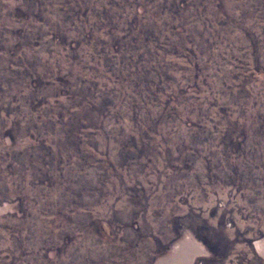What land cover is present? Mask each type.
Wrapping results in <instances>:
<instances>
[{
  "label": "rangeland",
  "instance_id": "rangeland-1",
  "mask_svg": "<svg viewBox=\"0 0 264 264\" xmlns=\"http://www.w3.org/2000/svg\"><path fill=\"white\" fill-rule=\"evenodd\" d=\"M22 1L0 0V66L34 70L0 96V264H264V0H83L78 23ZM53 32L98 40L70 66Z\"/></svg>",
  "mask_w": 264,
  "mask_h": 264
},
{
  "label": "trees",
  "instance_id": "trees-1",
  "mask_svg": "<svg viewBox=\"0 0 264 264\" xmlns=\"http://www.w3.org/2000/svg\"><path fill=\"white\" fill-rule=\"evenodd\" d=\"M21 4L24 7H27V5H29V2L26 0L24 2L22 1ZM84 4L85 3H84L83 0H70L68 2L67 6H66V10L68 12L67 14H69L70 17L74 16L76 18L75 23H78L79 22V18H78L79 17V15H78L79 13H81L80 15H83V17H84V15L88 11L87 8H85L86 6ZM111 4H113L115 6H118V4H120V3H111ZM135 5H141V4H134L133 8L135 7ZM84 9L86 10L85 12L84 11L83 12H80L81 10H84ZM59 10H61V9H59ZM96 13H97V15L101 16L106 21H108L107 18H109V15H108L106 9H104V7H103L102 11H97L96 10ZM172 13H173V10H172ZM9 14L10 13L8 11H6L5 15L8 16ZM24 17L25 18H28V16H24ZM37 19L40 20L39 21L40 23L43 22V21H41V19L39 17ZM144 19L145 18L141 17V19L138 20V22H137V25L140 24V27L138 26L139 28H138V30L136 32H138V34H140V35L141 34L142 35H146L145 34L146 33V30H145V22L143 21ZM65 20L70 21L71 18L67 19V18L64 17L63 20H62L63 24L66 23ZM69 24L72 25V28H75L77 26V24H74V21H73V24H72V21H70ZM3 28H7L6 25L5 26L3 25ZM107 29L108 30L105 32V34H107V35H105V36H111V35H114V34L120 35L118 41L114 40V42L111 44L112 52L115 53V54H117V55H119V53L121 51V48H122V47L120 48V45H122L123 43H126L127 35L131 36V34L122 33L121 30L119 28H117L116 26H114V25H110ZM134 29H137V26H136V23L135 22L131 24V30H134ZM118 33H122V34H118ZM76 35L78 37L75 40H71V41L66 40L65 39V37H66L65 35H60L59 33H56V32L51 33L50 36H49V37L53 38L50 41L52 42V40H53V42L56 45H58V46H60V45L63 46V43L67 42V48H68V50H66V51H68L70 55H68L66 58H68L67 59V62L70 63V66L73 65L72 62L74 63V59L75 60H79L78 58L73 57V54H75L77 50H83L85 53H89L88 52V43L90 41H93V40L94 41H97L98 40L97 37L95 39V37H94L93 34H87V35L86 34H76ZM134 36L135 35H133V37ZM132 40H134V39H132ZM116 42H119L118 43V46H117V44H115ZM130 44H135V41H131L129 43V45ZM8 52H9V54H14V52L12 53V51H8ZM99 56L100 55H97V57H95V58L98 59ZM106 58L108 59V57H106ZM30 64H26V63L23 64V63H20V60H18L16 62H9V64H7V65L0 66V83H1L0 84V96L1 95H4V93H5V91H4L5 90V87H9V88L10 87H13V86L20 87V85H22L24 79H26L27 77H30V74L31 73H34V70H32L30 68L31 67ZM46 65H48V63H46ZM132 65H135L134 60H133V62L131 63L130 66L122 67L119 70H130L129 71V74H128V75H130V73H133V71L135 70L134 67H131ZM40 67H42V66H40ZM27 68H30L31 71H33V72L30 73ZM50 80H51L50 85H57L59 82L62 81L61 78L60 79L59 78L58 79L57 78H52ZM123 81H124V79H123ZM57 97H59V96H57ZM74 107H76V108L78 107V110H76V111H79L81 109L83 110V108H85L81 104H75ZM87 111L89 113H91V114H94L93 111H91V110H87ZM88 112L84 113L83 116L88 121H91L89 119H92V118H89L88 117ZM90 125H92V124H88V126H90ZM63 133L68 137L69 130H66V131L64 130ZM70 141L72 143V138H70Z\"/></svg>",
  "mask_w": 264,
  "mask_h": 264
}]
</instances>
